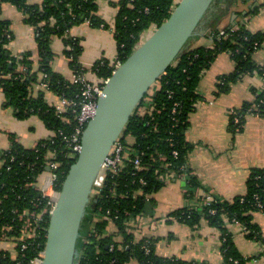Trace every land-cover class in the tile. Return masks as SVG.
Masks as SVG:
<instances>
[{
	"label": "trees",
	"instance_id": "trees-1",
	"mask_svg": "<svg viewBox=\"0 0 264 264\" xmlns=\"http://www.w3.org/2000/svg\"><path fill=\"white\" fill-rule=\"evenodd\" d=\"M96 1L43 0L41 4L30 5L28 0H0V8L2 4L10 3L22 12L25 23L34 29L37 45V61L30 52L17 57L11 55L7 49L13 37L9 22L0 18V88L5 105L13 107L18 120L36 116L53 133L50 139L39 141L32 149L22 147L12 138L9 149L0 153V240L9 237L16 243V257L0 251V264H29L43 250L50 199L39 190L38 180L41 177L42 182L49 172L46 170L48 164L55 163L57 181L54 189L60 191L75 160L64 138L74 131L77 113L68 110L58 114L53 105L44 101V91L33 96V90L44 83L47 91L58 97L79 101L80 86L73 85L51 69L50 63L55 56L51 42L53 38H60L71 71L75 75H85L87 69L79 61L82 54L80 39L70 37L68 32L82 23H88L93 29L109 28L98 16ZM239 1L212 2L196 35L189 39L173 64L136 106L119 138L126 154L121 172L106 175L101 187L93 189L76 244L80 252L79 264H126L132 259L138 264H183L174 258H158L151 240L144 238L136 242L134 236V225L143 214L145 203L165 185V176L170 173L184 178L185 197L193 204L171 213L168 218L188 225H195L204 218L220 228H223V219H227L245 229L246 239L257 238L252 214L264 213V169L251 171L246 194L237 197L232 204L223 203L210 194L213 201L206 206L203 198L209 193L204 191L202 196H195L197 183L184 165L189 150L184 141L188 115L198 99L201 74L210 68L216 56L229 52L234 63L230 74L218 78L217 94L228 92L230 84L243 76L253 75L255 71L264 72V65H256L251 60V54L264 43V32L251 33L241 25L231 33L230 29L236 26L233 23L223 29L228 34L226 37L218 36L220 30L215 25ZM177 3L175 0H119L114 5L118 12L113 26L118 59L123 62L141 45L169 18ZM257 10L251 9L249 14H255ZM207 24H213L210 31L213 47L190 48V41ZM90 71L104 80L111 76L114 65L112 61L101 59ZM253 93L252 102L235 110V116L230 115L234 132L242 130L248 114L264 118V88L253 90ZM235 117L239 119L236 125ZM171 142L178 152L176 160L172 159ZM135 158L139 159L138 168L133 164ZM27 218L37 227L35 236L23 242L16 241L23 236ZM22 243L26 245L23 251L20 250ZM221 252L222 264H247L249 261L236 251L227 231L221 236Z\"/></svg>",
	"mask_w": 264,
	"mask_h": 264
},
{
	"label": "crops",
	"instance_id": "crops-1",
	"mask_svg": "<svg viewBox=\"0 0 264 264\" xmlns=\"http://www.w3.org/2000/svg\"><path fill=\"white\" fill-rule=\"evenodd\" d=\"M42 1L28 0V4L38 5ZM118 1H96L98 16L109 25L108 29H93L88 23H82L68 32L70 37L80 39L82 54L79 61L87 69L85 78L92 83L99 80L90 71L92 65L101 59L112 61L117 54L113 26L118 12L114 5ZM254 8L258 9L257 12L249 14ZM0 18L9 22L13 37L7 49L11 55L17 57L30 52L33 60L37 61L34 29L25 23L22 12L10 3H4L0 8ZM218 23L215 26L219 30L234 23L244 25L251 33L264 32V0H241ZM212 29L213 24H207L193 39L190 48H212ZM51 49L55 55L50 63L51 69L70 81L73 72L63 54L65 46L62 40L53 38ZM251 60L256 65H264V43L251 54ZM233 70L234 63L229 52H223L201 74L197 87L198 99L188 115V125L184 131V141L189 149L184 165L197 183L195 196L200 197L206 191L227 204H232L237 197L246 194L247 179L252 170L264 169V118L248 115L242 130L238 132H234L230 124L231 111L252 102L253 90H262L264 79L258 74L243 76L230 84L228 92L217 94L218 78ZM39 91L42 90L35 86L33 96ZM57 99L54 93L44 91L47 104L53 105ZM52 136L53 133L36 116L18 120L13 107L5 105V97L0 88V153L9 149L12 138L22 147L32 149L39 141ZM166 179L165 185L152 194L151 200H147L152 204L150 213L143 212L138 216L137 223L142 226L139 231H134L136 242L144 238L151 240L158 258H174L183 264H222L221 236L227 231L236 251L249 259L247 264H264V213L252 214V224L257 229V238L253 240L246 239L243 228L227 219H223V228L204 218L195 225L178 222L168 216L192 206L193 202L186 199L181 178L174 175ZM40 181L41 177L38 183ZM0 251H6L15 258V239L5 237L0 240ZM126 264L138 262L132 259Z\"/></svg>",
	"mask_w": 264,
	"mask_h": 264
},
{
	"label": "water",
	"instance_id": "water-1",
	"mask_svg": "<svg viewBox=\"0 0 264 264\" xmlns=\"http://www.w3.org/2000/svg\"><path fill=\"white\" fill-rule=\"evenodd\" d=\"M214 0H180L169 18L139 45L106 80L95 115L81 136L61 184L45 234L41 264H79L77 241L105 158L120 138L136 106L173 64ZM49 171V167H46ZM152 204L146 202L144 212Z\"/></svg>",
	"mask_w": 264,
	"mask_h": 264
},
{
	"label": "built area",
	"instance_id": "built-area-1",
	"mask_svg": "<svg viewBox=\"0 0 264 264\" xmlns=\"http://www.w3.org/2000/svg\"><path fill=\"white\" fill-rule=\"evenodd\" d=\"M241 25H236L233 26L230 29V32L233 33L239 29ZM228 34L225 32V30L220 29L218 36L219 37H226ZM230 54V53H229ZM112 63L114 65V70L118 68L121 65V61L118 59L117 54L112 60ZM254 74L260 75L264 79V72L262 74L258 72H254ZM108 79V78H107ZM107 79L101 80L99 79L97 82L92 83L88 81L85 78V75H75L73 73V77L70 80V82L73 85H78L80 86V93H79V101L78 100H71V99H66L63 97H58L56 103L53 104L56 112L58 114H62L67 112L68 110H71L72 113H77L76 116V127L74 131L67 137L64 138L67 147L72 153L71 157H75L76 153H78L81 149V136L82 133L87 125V123L90 121V119L93 118L95 115L96 107H97V100L99 96L102 93L103 86L106 82ZM39 88L42 91H47V85L44 83L39 84ZM231 116H235L236 113L235 111H231ZM248 115H253V114H248ZM247 115V116H248ZM255 116H258L254 114ZM239 119L234 118V124H238ZM170 146L173 148L171 154H172V159L176 160L178 158V152L174 150V144L171 142ZM125 148L123 144L119 141V139L114 143L112 146V149L110 150L108 156L105 158L99 177L96 181V184L94 187H101L104 181V177L106 175H115L119 172H121V169L123 168V159L125 158ZM133 164L138 168L139 167V159L135 158L133 161ZM169 165L171 163L169 162ZM49 172L44 176L43 181L39 182V190L42 192L44 196L49 197L50 201L48 202V207H49V215L54 208L56 199L58 197V193L54 187L57 181V175L55 173V169L57 168V165L55 163H49ZM175 174L170 173L165 176V181L168 180L166 179L167 177H172ZM178 178H181L183 183L185 184L184 178L181 175H176ZM142 182V181H141ZM203 205L210 206L213 198L211 197L210 194L205 195L203 198ZM46 211V210H45ZM211 214H213V210L210 211ZM25 224L23 226V236L20 239H17L16 241H22L25 240L26 238H32L35 236V230L36 226H32V223L30 221V218H27L25 220ZM235 225H238V223L234 222ZM141 223H136L134 225V231H139L141 228ZM240 226V225H239ZM243 228V227H242ZM245 231V229L243 228ZM26 248V245L22 243L20 245V250L23 251ZM148 252V250H146ZM43 258V250L38 253L37 257L32 259L29 264H41ZM17 264H19L17 262Z\"/></svg>",
	"mask_w": 264,
	"mask_h": 264
},
{
	"label": "rangeland",
	"instance_id": "rangeland-1",
	"mask_svg": "<svg viewBox=\"0 0 264 264\" xmlns=\"http://www.w3.org/2000/svg\"><path fill=\"white\" fill-rule=\"evenodd\" d=\"M180 0H175V2H179ZM219 24V23H218ZM193 40L190 41V43L192 42Z\"/></svg>",
	"mask_w": 264,
	"mask_h": 264
}]
</instances>
